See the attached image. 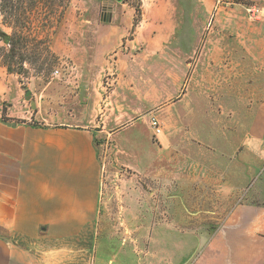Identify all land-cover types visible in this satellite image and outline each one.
Masks as SVG:
<instances>
[{"label": "crops", "instance_id": "1", "mask_svg": "<svg viewBox=\"0 0 264 264\" xmlns=\"http://www.w3.org/2000/svg\"><path fill=\"white\" fill-rule=\"evenodd\" d=\"M187 1H163L153 9L171 25L176 12L162 11L188 9ZM194 1V9L210 8ZM84 6L75 3L71 10ZM69 21L81 33V57L89 58L80 68L82 89L104 88L108 68L112 94L104 100H121L123 112L94 115L88 92L80 93L76 105L84 108L74 113L45 110L38 99L26 107L18 77L0 65V264H264V98L243 106L234 96L231 116L224 113L225 92L212 115L208 102L205 111L191 100L180 102L182 96L157 106L161 59L180 64L181 52L159 49L163 40L149 39L147 53L144 37L128 38L112 22L65 17ZM177 69L168 74H186L185 67ZM145 101L157 106L154 117L162 126L155 141L146 139L157 151L142 153L134 131L123 135V145L114 140L120 165L136 173L122 181L137 190L103 198L95 138L131 130ZM175 103L180 106L173 110ZM31 116L45 123L16 120ZM113 118L123 121L114 126ZM193 122L200 123L194 132ZM163 148L170 152L166 160ZM113 201L118 209L111 220L106 214Z\"/></svg>", "mask_w": 264, "mask_h": 264}, {"label": "rangeland", "instance_id": "2", "mask_svg": "<svg viewBox=\"0 0 264 264\" xmlns=\"http://www.w3.org/2000/svg\"><path fill=\"white\" fill-rule=\"evenodd\" d=\"M163 1L170 3L183 0H13L6 4L5 9L8 13L6 12L5 16L0 10V31L8 37L15 36L19 41L16 43L12 62L4 54L10 44L0 34V65L18 77L26 107L28 103L30 105L38 99L45 110L62 108L74 113L84 108L76 105L80 93L88 92L92 93L94 98L92 99L95 103L93 107L96 106L94 115L100 117L107 109L108 111L111 109L115 114L119 111L121 113L122 109L119 106L121 100L117 101V98L114 100L111 96L104 100L107 94H112L110 89L113 85L112 79H106V76H111L108 68L104 66L107 73L102 74L101 77L104 78V88L96 87L85 92L80 83L81 65L88 64L89 58L81 57L79 48L81 44L77 39L81 37L79 28L74 29L72 21L65 24V17L95 19L98 22L116 24L115 29H120L118 33L126 34L128 38L133 35L144 37L147 53L149 39H162L159 49L179 51L185 56L178 59L180 64L174 63L177 61L174 58L161 59L163 88L161 101L157 106L168 104L182 96L180 102L191 100L193 106L204 107L205 111L208 102L211 105L210 115H212L217 113L220 95L225 92L224 113L226 116H231L235 103L234 96H241L243 106L244 103L248 105L249 99L253 101L264 98V0H196L201 3L209 2V9H194L195 1L188 0V9L183 10L179 6L176 11H162L171 14L176 12L177 23L171 25H163L159 18L161 10L153 9L157 3ZM75 3L85 4V9L71 10ZM2 4L5 5V0ZM10 7L15 8V11L12 9V14H9ZM88 27L92 31L93 25ZM107 58L109 59L107 65L112 68L113 58L111 56ZM7 66L11 67V70H8ZM178 66L187 70L183 77L176 79L168 73H178ZM55 69L59 74H53ZM98 80H101L100 76ZM180 88L181 91L178 93ZM193 88L194 92L201 96L192 94ZM183 91L186 92L184 96ZM27 95L30 96L29 99L26 98ZM150 102L145 101L141 106L144 108L143 112L148 108L152 109L151 113L142 112L131 130L121 132L115 138H95L102 165L103 198L112 199L113 196L129 192L128 190L131 192L137 190L136 186L125 185L122 181L126 175L133 176L134 172L130 169L125 170L120 165V161L116 158L118 154L115 151L114 140L123 145V135L134 131L139 133V138L136 137L135 142L140 145L142 153L145 152L148 156L150 153L151 157L153 151H157V144L152 146L146 143L148 136L152 142L159 134L155 133L151 123L155 119L153 109L157 106ZM178 106L180 105L175 103L173 110ZM123 107L126 108L127 105ZM214 107H216L215 111ZM16 120L28 121L32 125L45 123L40 117L33 116L27 120L24 118ZM113 121L114 126H118L123 119L119 122L120 120L113 118ZM179 124L185 128L180 120L177 125ZM199 124L197 122L191 124L192 132ZM209 124L210 122L207 121L203 123L207 127ZM158 125L162 131L159 122ZM166 149L163 148L161 151L165 160L170 153ZM130 160L139 164L143 162L135 155H130ZM145 187L146 192H153V185L147 183ZM110 207L112 209L110 208L106 217L113 220V213L118 208L115 202L111 203Z\"/></svg>", "mask_w": 264, "mask_h": 264}, {"label": "trees", "instance_id": "3", "mask_svg": "<svg viewBox=\"0 0 264 264\" xmlns=\"http://www.w3.org/2000/svg\"><path fill=\"white\" fill-rule=\"evenodd\" d=\"M2 1H4V0H1L0 10H1V13H3V15L5 16V14L7 12V9H5L6 8V4L7 3H11L13 0H5V5L2 4ZM20 1H22V0H20ZM10 9H11V12H9V14H12L13 13L12 9H13V11H15V8L10 7ZM0 34H1V31H0ZM15 38L16 37L13 36V35L8 38L7 42L10 45H9V48L7 49V51L4 53L5 56L6 57L8 56L10 58L9 60H11L12 62H13V57L15 56V51H16V47H17L16 43L19 41L18 38L17 39H15ZM7 69L11 70V67L7 66Z\"/></svg>", "mask_w": 264, "mask_h": 264}, {"label": "built area", "instance_id": "4", "mask_svg": "<svg viewBox=\"0 0 264 264\" xmlns=\"http://www.w3.org/2000/svg\"><path fill=\"white\" fill-rule=\"evenodd\" d=\"M53 74L54 75H57V74H59V71L57 69H55L54 72H53ZM151 123H152V126L154 128L155 133H160L161 129H160V127H159L158 122L156 121V119H153Z\"/></svg>", "mask_w": 264, "mask_h": 264}, {"label": "water", "instance_id": "5", "mask_svg": "<svg viewBox=\"0 0 264 264\" xmlns=\"http://www.w3.org/2000/svg\"><path fill=\"white\" fill-rule=\"evenodd\" d=\"M117 1H121V0H117ZM2 37L4 40H8L9 38L6 34H2ZM29 97H30L29 95L26 96L27 99H29ZM12 124H15V123H12Z\"/></svg>", "mask_w": 264, "mask_h": 264}]
</instances>
